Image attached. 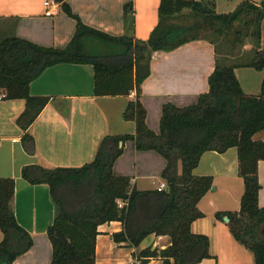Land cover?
I'll return each mask as SVG.
<instances>
[{
    "label": "trees",
    "instance_id": "trees-1",
    "mask_svg": "<svg viewBox=\"0 0 264 264\" xmlns=\"http://www.w3.org/2000/svg\"><path fill=\"white\" fill-rule=\"evenodd\" d=\"M55 1L77 21L76 32L66 47L44 46L0 29V99L25 100V109L16 120L24 130L25 149L35 152V139L28 129L51 100L50 96L31 94L30 86L50 66L90 63L96 95H129L136 90L137 97L128 102L123 114L126 120L135 121V133L106 135L93 161L80 167L23 166L25 180L49 185L56 206L54 221L47 230L53 248L51 264H96L99 226L114 220L123 224L113 233L119 243L138 247L152 234L170 237L171 243L165 248L147 247L135 253V264H145L151 257L162 258L161 264H199L210 257L209 237L194 233L191 226L204 216L198 203L213 187V176L196 175L194 171L206 151L222 153L231 147L238 150L244 193L239 210L218 211L216 217H229L231 233L253 252V264H264V207L259 201L264 141L254 139L264 129V77L258 94L246 93L235 73L237 63L220 57L209 76V91L200 94L196 103L163 105L159 132L148 126L147 109L140 99L153 53L203 38L204 30L225 37L233 49L244 44L245 36L256 38L255 55L244 64L264 70V0H243L227 13L217 12L216 0H161L159 22L146 40L133 34L132 3L124 7L127 33L112 36L86 25L67 0ZM89 39L101 41L110 50L88 51ZM130 140L138 150H155L165 158L161 173L167 185L164 190H141L130 176L114 174L115 161ZM15 188V178L0 177V264H13L34 244L13 210Z\"/></svg>",
    "mask_w": 264,
    "mask_h": 264
},
{
    "label": "crops",
    "instance_id": "crops-1",
    "mask_svg": "<svg viewBox=\"0 0 264 264\" xmlns=\"http://www.w3.org/2000/svg\"><path fill=\"white\" fill-rule=\"evenodd\" d=\"M47 0H0V29L44 46L64 48L73 38L77 21L69 16L59 2L46 5ZM243 0H216L218 13L233 11ZM261 3L262 0H252ZM71 10L88 26L112 36L127 33L124 7L132 3L136 38L146 40L159 22L161 0H67ZM54 10L53 14H48ZM8 23H12L11 25ZM261 47L264 48V18L261 26ZM232 50L233 48L230 47ZM222 54L206 37L191 40L171 51H156L150 62V74L142 83L140 99L147 109V124L160 131L163 105L172 102L186 106L197 102L200 94L209 91V76ZM236 76L246 93L261 91L264 70H258L236 55ZM234 58V56H233ZM234 58V59H236ZM243 58V59H242ZM94 67L90 63H59L48 67L33 80V95L50 96V102L29 127L35 139V152L29 153L23 143L24 130L17 124L25 109L24 99H0V177L16 180L12 207L18 222L30 232L34 244L13 264H51L52 243L48 227L53 223L56 206L47 183L32 184L21 175L23 166L39 164L46 168L80 167L93 161L98 145L106 135L135 133L134 120L123 116L129 95L99 96L94 91ZM264 141V129L254 135ZM125 150V152H124ZM126 151L135 155L134 168L126 163ZM143 163V164H140ZM145 165V166H143ZM165 158L155 150H138L133 141L125 143L123 153L115 161L113 172L127 175L141 190L156 189L140 183V179L161 176ZM196 175H212L213 187L198 203L204 216L193 221L194 233L209 237L211 256L199 264H253L254 254L235 239L227 222L216 217L218 211L240 209L244 179L238 174V150L206 151L195 169ZM259 195L264 207V160L259 162ZM165 182L163 180L161 183ZM158 185V186H159ZM123 228L114 220L99 226L96 243V264H135V253L152 248H165L171 240L167 235L148 236L138 247L116 242L113 233ZM162 258L151 257L145 264H161Z\"/></svg>",
    "mask_w": 264,
    "mask_h": 264
},
{
    "label": "rangeland",
    "instance_id": "rangeland-1",
    "mask_svg": "<svg viewBox=\"0 0 264 264\" xmlns=\"http://www.w3.org/2000/svg\"><path fill=\"white\" fill-rule=\"evenodd\" d=\"M201 33H202L201 36L206 37L208 39H211L216 43L218 50L220 51V54H222L220 57L224 58L226 60V62H231L233 60H237L236 55L239 53H243V52L245 55L243 58H245V59H247V57L248 58L254 57V55H255L254 46L257 45V39L252 37L251 35L245 36L244 37V44L241 46H238L237 48L232 50L230 48L231 44L229 43V41L225 37H222L218 34H215L211 31H206V30L202 31ZM86 46H87V50L92 52V53H101L103 51L110 50V47L108 45H106V44H104L101 41H98L96 39L87 40ZM233 56L236 59H234ZM159 125H160V121H159ZM124 152H125V150H124ZM125 160H126L127 165L131 169H133L134 163L136 161L133 151H126V159ZM140 164H143V163H140ZM143 166H145V165H143ZM163 180L164 179L162 178V176H159V177L154 178V179L142 178V179H140V183H142L144 185H149L150 187H153V188L154 187L156 188V187H158L159 183L162 182ZM2 239H3V232L0 229V241Z\"/></svg>",
    "mask_w": 264,
    "mask_h": 264
},
{
    "label": "built area",
    "instance_id": "built-area-1",
    "mask_svg": "<svg viewBox=\"0 0 264 264\" xmlns=\"http://www.w3.org/2000/svg\"><path fill=\"white\" fill-rule=\"evenodd\" d=\"M57 2V1H56ZM56 2H54V1H51V0H47V1H45V4L46 5H53V6H56ZM55 11L54 10H49L48 11V14H53ZM132 181H133V179H132ZM167 187V185H166V182H163V183H161L159 186H158V188L157 189H159V190H164L165 188ZM123 204V202H120V205H122Z\"/></svg>",
    "mask_w": 264,
    "mask_h": 264
},
{
    "label": "water",
    "instance_id": "water-1",
    "mask_svg": "<svg viewBox=\"0 0 264 264\" xmlns=\"http://www.w3.org/2000/svg\"><path fill=\"white\" fill-rule=\"evenodd\" d=\"M224 220H225L226 222H229V217L225 216V217H224Z\"/></svg>",
    "mask_w": 264,
    "mask_h": 264
}]
</instances>
